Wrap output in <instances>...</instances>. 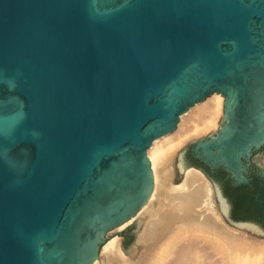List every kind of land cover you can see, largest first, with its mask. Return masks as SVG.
I'll use <instances>...</instances> for the list:
<instances>
[{
  "label": "water",
  "instance_id": "water-1",
  "mask_svg": "<svg viewBox=\"0 0 264 264\" xmlns=\"http://www.w3.org/2000/svg\"><path fill=\"white\" fill-rule=\"evenodd\" d=\"M214 92L217 130L179 150L236 219L264 151V0H0V264H93L155 186L153 141ZM264 177V166L255 162ZM255 201L264 210L261 191Z\"/></svg>",
  "mask_w": 264,
  "mask_h": 264
},
{
  "label": "bare ground",
  "instance_id": "bare-ground-1",
  "mask_svg": "<svg viewBox=\"0 0 264 264\" xmlns=\"http://www.w3.org/2000/svg\"><path fill=\"white\" fill-rule=\"evenodd\" d=\"M224 99L214 92L184 112L174 131L153 141L154 190L136 217L118 227L138 218L136 243L127 253L122 238L111 236L93 264H264L261 232L228 220L216 185L200 168L189 166L174 180L179 150L218 127Z\"/></svg>",
  "mask_w": 264,
  "mask_h": 264
},
{
  "label": "trees",
  "instance_id": "trees-1",
  "mask_svg": "<svg viewBox=\"0 0 264 264\" xmlns=\"http://www.w3.org/2000/svg\"><path fill=\"white\" fill-rule=\"evenodd\" d=\"M192 158L202 166L210 175L222 180L226 193L233 202V217L236 219H246L255 217L264 222V210L255 201L256 189H251L248 184L234 185L231 178H227V171L222 167L211 168L198 158Z\"/></svg>",
  "mask_w": 264,
  "mask_h": 264
},
{
  "label": "rangeland",
  "instance_id": "rangeland-1",
  "mask_svg": "<svg viewBox=\"0 0 264 264\" xmlns=\"http://www.w3.org/2000/svg\"><path fill=\"white\" fill-rule=\"evenodd\" d=\"M223 116L219 119V125L216 129H210L207 133L211 132V131H214V130H217L219 129L220 127V123H221V120H222ZM205 133V134H207ZM203 134V135H205ZM201 135V136H203ZM192 140V139H190ZM189 142V141H188ZM187 142V143H188ZM185 143L181 149L187 144ZM177 161L179 159V155L176 157ZM253 161L255 162H259L260 164H262L264 166V151L260 154H257V155H254L253 156ZM177 174V175H176ZM176 176V177H175ZM175 176H174V180L175 181H180L183 177V174L182 172L178 169H176V173H175ZM139 212V211H138ZM137 212V213H138ZM136 217V216H135ZM138 218H135L132 222L128 223L126 226H124L122 229H118L119 231H114L111 236H116V235H119L121 238H122V243H123V247L125 249V251L127 253H129V251L132 249L131 247H133L136 243V240H137V233H138ZM110 236V237H111ZM260 238H264V234H259L258 235ZM104 246V245H103ZM102 246V247H103ZM101 255V254H100Z\"/></svg>",
  "mask_w": 264,
  "mask_h": 264
},
{
  "label": "flooded vegetation",
  "instance_id": "flooded-vegetation-1",
  "mask_svg": "<svg viewBox=\"0 0 264 264\" xmlns=\"http://www.w3.org/2000/svg\"><path fill=\"white\" fill-rule=\"evenodd\" d=\"M192 156L194 158H198L200 159L198 156L195 155V153L190 150L188 152V159L194 163V164H197L195 162V160L192 158ZM198 165V164H197ZM200 166V165H199ZM247 175L250 177L251 179V182L253 184H255V187H252L248 184V186L251 188V189H256V191L260 190L261 191V199L263 200L264 202V177H261V172L260 170L258 169V167L256 166V164L254 163V161L252 160V163L250 164L249 168H248V172H247ZM227 178H231L233 180V178L230 176L229 172H227V175H226ZM233 183H234V180H233ZM235 185V184H234ZM242 185V184H240ZM231 202V215H232V212H233V202Z\"/></svg>",
  "mask_w": 264,
  "mask_h": 264
}]
</instances>
